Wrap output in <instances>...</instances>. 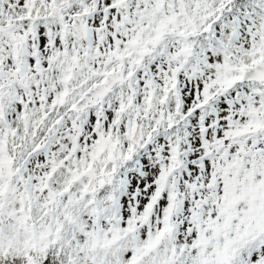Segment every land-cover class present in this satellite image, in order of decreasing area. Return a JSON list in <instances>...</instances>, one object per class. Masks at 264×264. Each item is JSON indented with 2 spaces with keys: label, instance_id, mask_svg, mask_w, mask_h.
<instances>
[{
  "label": "snow or ice",
  "instance_id": "6c2138e0",
  "mask_svg": "<svg viewBox=\"0 0 264 264\" xmlns=\"http://www.w3.org/2000/svg\"><path fill=\"white\" fill-rule=\"evenodd\" d=\"M0 264H264V0H0Z\"/></svg>",
  "mask_w": 264,
  "mask_h": 264
}]
</instances>
